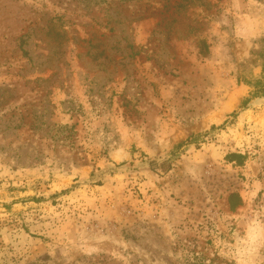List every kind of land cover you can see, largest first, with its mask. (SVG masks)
<instances>
[{"label": "rangeland", "instance_id": "1", "mask_svg": "<svg viewBox=\"0 0 264 264\" xmlns=\"http://www.w3.org/2000/svg\"><path fill=\"white\" fill-rule=\"evenodd\" d=\"M263 66L264 0H0V264H264Z\"/></svg>", "mask_w": 264, "mask_h": 264}, {"label": "trees", "instance_id": "2", "mask_svg": "<svg viewBox=\"0 0 264 264\" xmlns=\"http://www.w3.org/2000/svg\"><path fill=\"white\" fill-rule=\"evenodd\" d=\"M251 85L254 88L252 98L264 96V66L261 67L260 79L253 81V83H251ZM247 103H248V101L245 102V105Z\"/></svg>", "mask_w": 264, "mask_h": 264}]
</instances>
